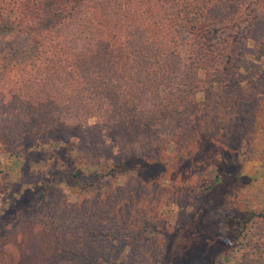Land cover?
<instances>
[{
    "label": "rangeland",
    "instance_id": "1",
    "mask_svg": "<svg viewBox=\"0 0 264 264\" xmlns=\"http://www.w3.org/2000/svg\"><path fill=\"white\" fill-rule=\"evenodd\" d=\"M168 13L174 19V11ZM177 41L184 65L185 31L178 30ZM31 45L27 36L0 31V52L7 60L18 63L30 58ZM260 58L256 65L264 74V55ZM15 73L19 72L13 69L10 74ZM248 75L254 82L257 69L250 68ZM18 85L11 78L0 83V264H153L164 252L168 264H242V257L250 264H264L260 86L233 79L213 92H198L194 110L175 120H161L157 128L117 126L109 131L93 117L76 131L54 132L49 125L51 133L45 136L37 112L23 104L26 99L19 95ZM55 139L74 146L79 157L103 162V170H97L101 174L110 171L104 162L128 158L133 170L145 169L134 157L146 152L161 163L144 177L106 174L95 182L101 193L55 185L48 197L35 198L32 193L52 177L60 148L52 145ZM41 141L51 144L44 146ZM201 197L205 207L217 208L212 232H198L211 225L206 224L174 235L201 206ZM108 200L115 202L114 218L105 210ZM122 212L138 219L136 224L148 222L144 239L124 231L132 223L122 222ZM247 214L240 243L229 244L222 224L229 217L235 221Z\"/></svg>",
    "mask_w": 264,
    "mask_h": 264
},
{
    "label": "trees",
    "instance_id": "2",
    "mask_svg": "<svg viewBox=\"0 0 264 264\" xmlns=\"http://www.w3.org/2000/svg\"><path fill=\"white\" fill-rule=\"evenodd\" d=\"M169 10L174 11V19ZM179 29L187 34L184 65L176 48ZM0 31L32 41L30 58L18 63L0 52V83L11 78L19 84L21 94L13 95H23V104L37 112L45 136L51 133L49 125L54 132L76 131L93 117L109 131L117 126L161 127V120H175L194 110L198 92H213L233 79L260 86L264 94V74L256 65L264 55V0H0ZM252 67L257 69L254 82L248 75ZM13 69L19 73L11 75ZM63 142L53 140L52 145L60 148L52 177L42 182L33 197H48L55 185L101 193L95 182L106 174L144 177L161 163L160 158L142 153L134 158L145 169L135 171L129 165L132 159L115 162L111 158L110 164L104 162L110 171L101 174L97 170H103V162L79 157L74 146ZM51 154L55 156V151ZM110 203L105 210L114 218L115 202ZM203 206L201 197V206L174 235L206 224L211 225L198 232H212L217 208ZM248 214L235 221L225 219L222 227L229 244L240 243ZM121 217L124 224L132 223L124 231L142 239L148 222L136 224L138 219L130 213L122 212ZM165 258L166 252L153 264H168ZM240 260L251 263L244 257Z\"/></svg>",
    "mask_w": 264,
    "mask_h": 264
}]
</instances>
